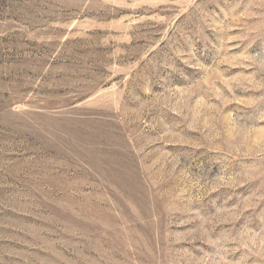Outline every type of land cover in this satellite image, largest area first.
I'll return each instance as SVG.
<instances>
[{
    "label": "rangeland",
    "instance_id": "374dc122",
    "mask_svg": "<svg viewBox=\"0 0 264 264\" xmlns=\"http://www.w3.org/2000/svg\"><path fill=\"white\" fill-rule=\"evenodd\" d=\"M0 264H264V0H0Z\"/></svg>",
    "mask_w": 264,
    "mask_h": 264
}]
</instances>
